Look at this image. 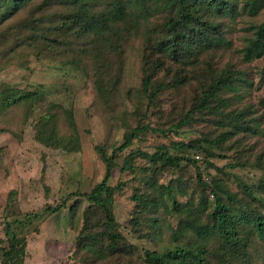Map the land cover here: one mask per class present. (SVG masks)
Returning a JSON list of instances; mask_svg holds the SVG:
<instances>
[{"label": "trees", "instance_id": "trees-1", "mask_svg": "<svg viewBox=\"0 0 264 264\" xmlns=\"http://www.w3.org/2000/svg\"><path fill=\"white\" fill-rule=\"evenodd\" d=\"M35 3H40L35 14L45 7L58 10L22 26L32 32L29 40L37 45V58L76 50L96 100L109 112L131 102L136 90L144 96L143 107L132 103L127 109L132 118L123 109L121 140L94 146L104 165L103 178L89 191L72 192L56 207H46L49 213L59 211L72 196V208L85 201L73 254L87 263L264 264V152L254 151L252 142L264 135V112H258L264 98L258 106L233 105L232 96L250 80L249 72L235 62L217 60L228 45L227 17L240 8L256 14L263 0H0V25ZM136 40L139 82L123 90L127 50ZM241 53L249 63L264 55V20L254 26ZM1 96L2 105L22 103L36 113L37 142L79 150L80 131L71 108L39 90L6 88ZM169 96L175 99L164 108ZM59 109L69 133L62 132ZM204 124L211 126L209 132L197 129ZM186 130L199 134L174 138ZM149 138L152 150L142 147ZM116 168L119 178L113 185ZM211 168L220 178L210 175ZM239 170L249 171L252 181H240L234 191L226 179ZM127 187L133 203L127 227L150 246L131 242L116 217L115 201ZM25 216L27 223L38 217ZM167 216H176V224L166 222ZM0 230V264H24L26 237L9 221Z\"/></svg>", "mask_w": 264, "mask_h": 264}, {"label": "rangeland", "instance_id": "rangeland-1", "mask_svg": "<svg viewBox=\"0 0 264 264\" xmlns=\"http://www.w3.org/2000/svg\"><path fill=\"white\" fill-rule=\"evenodd\" d=\"M39 4L29 6L13 20L0 25V91L6 88L22 92L39 90L44 92L48 100L59 103L63 108H71L80 131V148L78 151L68 152L43 146L33 136L36 113L30 114L29 108L22 103L2 105L4 96L0 97V229L2 223L9 221L18 235L26 237L27 256L24 264H108L87 263L83 261L81 254H73L85 201L72 208L75 198L72 196L59 211L49 213L46 207H56L72 192L89 191L103 178L104 165L94 146L111 145L120 141L123 109L132 118L130 105L134 103L143 107L144 96L136 90L131 102L118 105L115 112H109L96 100L92 79L87 77L84 60L76 50L70 48L59 51L51 58H37V45L29 40L32 32L22 26L37 17L49 16L58 11L45 7L35 14ZM226 20L228 45L218 53L217 60L220 64L229 61L237 63L249 72L250 77L247 83L237 86V95H231V103L260 104L264 98V55L250 63L245 62L241 48L252 36L254 26L264 20V0L258 13L251 14L248 9L240 8L238 13ZM124 75L123 90L138 84L139 40L127 50ZM173 99L174 96L166 98L162 102L163 107L169 108ZM61 110H58V114L62 132L69 133ZM258 112H264V109L258 106ZM261 125L264 127V117ZM210 128L211 126L204 124L197 129L209 132ZM198 134L196 130H186L174 138L188 140ZM152 140L153 138H149L142 147L152 150L148 147ZM252 142L255 144L254 151L264 152V135ZM198 156L202 162V156ZM216 163L221 166L223 161ZM43 165L45 171L42 174ZM232 173L226 182L234 191L239 189L240 181H252L249 171L239 170ZM210 175L220 178L214 168L210 169ZM118 178L119 171L116 168L110 183L114 185ZM130 193L131 188L127 187L117 196L114 206L116 217L131 242L139 247L150 246L152 243L137 239L127 227V219L133 207L129 199ZM178 199L184 201L181 196ZM26 213L30 216L37 214L38 217L27 223ZM166 219L172 225L177 222L176 216H167Z\"/></svg>", "mask_w": 264, "mask_h": 264}, {"label": "built area", "instance_id": "built-area-1", "mask_svg": "<svg viewBox=\"0 0 264 264\" xmlns=\"http://www.w3.org/2000/svg\"><path fill=\"white\" fill-rule=\"evenodd\" d=\"M1 223V222H0Z\"/></svg>", "mask_w": 264, "mask_h": 264}]
</instances>
